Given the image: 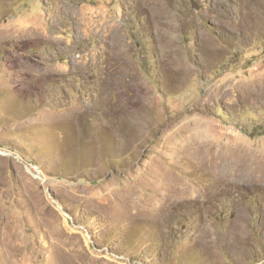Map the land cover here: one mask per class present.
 <instances>
[{"label": "rangeland", "instance_id": "obj_1", "mask_svg": "<svg viewBox=\"0 0 264 264\" xmlns=\"http://www.w3.org/2000/svg\"><path fill=\"white\" fill-rule=\"evenodd\" d=\"M0 264H264V0H0Z\"/></svg>", "mask_w": 264, "mask_h": 264}, {"label": "trees", "instance_id": "obj_2", "mask_svg": "<svg viewBox=\"0 0 264 264\" xmlns=\"http://www.w3.org/2000/svg\"><path fill=\"white\" fill-rule=\"evenodd\" d=\"M218 113H219L220 116H222V118H224V115H225L224 112H221V111H220V112H218Z\"/></svg>", "mask_w": 264, "mask_h": 264}]
</instances>
